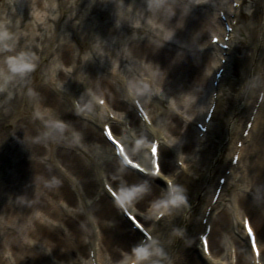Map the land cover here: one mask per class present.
<instances>
[{
  "label": "clouds",
  "instance_id": "9594fccd",
  "mask_svg": "<svg viewBox=\"0 0 264 264\" xmlns=\"http://www.w3.org/2000/svg\"><path fill=\"white\" fill-rule=\"evenodd\" d=\"M207 2L145 0V5L138 7L135 0L128 4H125V0H117L116 27L119 28L124 21L130 22L134 30L130 40L115 54L111 51L106 53V41L99 38L90 48L83 52L77 49L75 53L83 62L91 60L94 52L111 57L107 86H102L99 80L90 79L83 71L76 76L87 85L82 95L72 100L75 115L83 118L80 127L66 120L56 107L44 103L42 94L34 86V74L39 70L43 71V83L57 91L62 90L65 83L59 74L62 72L67 77L76 71V59L65 63L62 53L58 51L68 41L67 37L56 41L55 22L69 8L75 9L79 0H70L67 6L63 5L62 0H42V3L33 0L31 19L23 28L22 17L14 20L9 14L13 0L0 6V122L7 127L3 133L5 137L23 131L36 168L34 195L31 198L21 195L16 200V203L26 205L28 210L17 212L13 208L0 214V264H23L28 257L36 255L33 249L41 241L46 245L47 253L51 254L58 244L46 234L58 228L64 230L68 244L75 249L76 236L67 222L70 217L76 218L78 215L83 217L79 223L84 233L80 241L88 244L93 231L97 236V258H81V264H173L170 250H166L165 244H174L176 237H183L184 229L173 228L172 239L168 241H162L160 234H156L149 241L133 246L130 251L120 250L122 258L116 260L103 244L100 221L94 210L86 208L82 199H77L75 204L70 203L65 195V186L67 182L83 193V183L73 167L75 161L91 171L102 182L103 188L117 196L121 206L134 208L136 201L151 192L147 180L131 185L123 181L129 165L137 168L147 165L150 159L147 150L156 153L161 142L172 146L179 141L180 137L173 132L176 127L172 119L174 116L191 121L196 112L203 109L194 110L198 101L196 91L168 95L165 90L167 73L146 54L138 55L137 48L145 38L148 46L155 49L164 47L177 37L179 30L185 28L186 18L193 7ZM227 7L229 11L232 10L230 6ZM12 12L15 13L14 8ZM75 14V11L71 13L73 16ZM221 14L220 11L215 13L213 23ZM175 17L178 19L173 23ZM222 32V29L213 32V41L220 39ZM199 36L200 33H197L195 39ZM22 37L25 38L23 45L20 44ZM72 47L76 45L73 43ZM204 47H207L206 43L201 45V49ZM222 59L218 54L212 67H217ZM45 61L47 64L42 68ZM258 81L259 77L253 76L239 86L240 92L257 89L258 95L264 97V87L259 86ZM25 97L26 101L17 105V101ZM118 100L127 102L129 108H119ZM136 104L143 105V119L139 126H134L129 119L131 106ZM261 119H264V114H261ZM88 129L95 133V138H88ZM149 133L154 138H150ZM245 135L249 141L252 140L248 132ZM238 150L242 156L245 155L243 146ZM142 151L143 156L140 155ZM69 154L72 159L65 158ZM183 160L182 155L181 162ZM109 165L113 166L114 171H109ZM144 170L151 171L147 167ZM155 174L163 175L158 169ZM164 178L169 187L141 213L148 219L160 220L165 216L171 219L190 207L187 189L177 182V176ZM118 180L121 182L113 188L112 183ZM254 187L256 180L249 176L247 165L241 171L234 172L230 190L224 194L218 210V219L229 223L230 227L218 233L216 239L219 248L215 252L208 251L213 264H264V237L258 235L264 232V224H258L241 203L247 200ZM92 203L93 199L87 200L88 205ZM220 213L223 217H220ZM249 227L253 231L250 232ZM247 236L252 238L250 250L242 239ZM65 250L61 249L62 252Z\"/></svg>",
  "mask_w": 264,
  "mask_h": 264
},
{
  "label": "bare ground",
  "instance_id": "6f19581e",
  "mask_svg": "<svg viewBox=\"0 0 264 264\" xmlns=\"http://www.w3.org/2000/svg\"><path fill=\"white\" fill-rule=\"evenodd\" d=\"M234 1L239 2L240 5L234 6ZM132 2L133 0H125V4ZM62 3L64 6H67L64 2ZM135 3L139 7L145 5V0H135ZM227 6H230L232 10L229 11ZM70 10L68 19L62 24L60 29V33H65L63 37H67L68 42L62 45L58 51L62 53V59L65 63H71L75 58L78 67L71 76L65 77V74L62 72L59 74V78L65 80L62 90L57 91L51 85L44 84L43 79H40L43 74L42 70L34 74V86L42 94L44 103L56 107L66 120L80 127L83 123V118L75 115L71 101L74 98L78 99L86 90L87 85L76 79V76L79 72L83 71L90 79L99 80L102 86H107L106 77L109 75L111 57L108 56L103 61L101 59L103 56L94 52L91 60L83 62L79 57L75 56L77 49L83 52L86 48H90L97 38H99L100 40L103 39L101 41L111 40L109 44H104V48L105 51H111L115 54L116 51L122 49L125 42L130 40L134 30L128 21H124L119 28L116 27L118 19L117 0H79L77 7L75 9L70 8ZM73 11L76 13L74 16L71 15ZM217 11H224L226 19H222L221 15H219L215 19V23H213V17ZM245 11L249 14V20L247 23L240 25ZM65 14H62L61 17ZM177 19L178 17L173 18V23ZM226 23H229L233 27L230 33H227ZM219 29L223 30L220 36L221 41L227 42L230 45V49L228 50L221 48L219 44L212 43V33ZM197 33H200V36L198 39H195ZM59 34L57 33L56 25L57 42L61 38ZM227 34L230 35V39L225 41L224 37ZM207 37H210L209 41H206ZM174 39L177 42L172 40L167 42L164 47L155 49L154 46H148L147 38H145L139 42L137 54H146L150 60L158 63L162 70L167 73L165 90L168 95H179L194 89L193 91H196L198 95V101L194 105V110L202 108L203 111H197L191 121H186L178 116L172 118L173 123L176 125L173 132L180 139L172 146H168L163 142L160 143L158 153L161 163L160 172L163 175L155 177L151 174L153 167L151 164L152 155L149 149L147 151L150 159L147 165L144 166L151 169L149 171L150 174L140 173L137 170L129 168V171L123 175V181L131 185L143 182L149 178L147 181L150 183L151 192L136 201L134 208H130L135 211L136 215L153 236L160 234L162 241H168L172 239L171 233L173 228L179 227L184 229L183 237H176L174 244H165L166 250H170L173 264H212L213 262L209 258V255L203 250L200 235L205 233L207 225L211 224L209 249L215 252L219 248L216 237L221 230L229 228L230 224L218 219V210L224 194L230 190L234 172L241 170L245 165L246 159L248 160V174L256 180V187L248 195L247 200H242L241 203L252 214L258 224H264V135L263 137L261 135L258 140L257 138L254 139V135H252L257 127H259L260 113L264 107V98L255 117L251 134H249L252 135L251 141L243 135L244 128L241 133L238 130H234V133L237 135L235 137H239L235 142H233L234 138L231 139L230 137L229 143L227 145L224 144L227 141L226 135L232 126L230 122L231 117L229 118L231 111L226 116L227 108H221L224 96L222 84L226 76L229 75L231 61L235 60L238 52L243 49L252 48L251 58L255 59V72L259 73L258 84L264 87V0H208L207 3L198 4L193 7L191 13L186 18L185 28L179 30L177 37ZM204 39L205 41L203 42ZM130 42L136 43L135 41ZM73 43L76 45L75 48L72 47ZM205 43L207 47L201 49V45ZM20 44L23 45L24 43L20 42ZM218 54L226 58V62L222 64L221 60L219 65L213 68L212 64L218 58ZM243 55H245V59L249 58L247 51ZM245 63H247L246 60ZM46 64L47 61L44 62L42 68ZM223 66H225V73L220 78L218 85L210 84L212 79L217 78L216 73ZM209 68H211L210 74H208ZM251 72L252 66L248 74L250 75ZM215 90H221V93L218 92L216 97L214 96ZM256 93L258 95V91ZM257 98L256 102L258 101ZM24 101H26V97L23 100H18L17 105ZM256 102L249 110L250 119L254 108H256ZM214 104H216V107L212 120L208 124L207 132L203 133L197 124L198 122L205 121L207 112ZM117 106L124 110L129 108L127 102L119 100ZM129 119L134 126H139L141 123L142 118L138 115L135 105L131 106ZM247 122L245 123V127ZM6 131L7 127L3 122H0V158L2 159V170L0 172V214L10 212L13 208L17 212L27 211V206L16 203V200L21 195L31 198L36 189V168L31 158L32 150L24 141L23 131H18L15 136L9 135L5 137L3 133ZM87 131L90 140L95 138V133L91 129ZM262 132H264V125ZM149 136L150 138H154L151 133H149ZM239 141H243V147L245 148V155L243 156L238 150L239 146L237 143ZM249 148L250 150L253 148L252 153L248 152ZM227 152L229 155L231 154V161L225 160L224 163H221L220 158L222 154H226ZM238 152L239 160L237 165H234L232 160L234 154ZM140 155L143 156V151ZM182 155L184 156V160L182 165H179ZM65 158L72 159V156L69 154ZM217 162H219L218 165ZM73 167L76 169L78 177L83 183V193H80L78 189H70L69 183L66 182V198L72 204H75L77 199H82L86 208L94 210L95 215L100 221L104 246L111 252L114 259H121L120 250L130 251L133 246L144 242L145 235L140 230L134 228L133 223L125 216L111 194L100 187L102 186V182L95 178L91 171L85 169L75 161H73ZM108 167L109 171H114L112 165ZM230 168L231 173L227 175V180L223 185L219 200L213 205L207 223H204L203 218L206 217L207 207L213 204V195L219 186V179L213 184L212 180H208L209 174L214 169H220L218 171L220 178L223 175L225 176L226 170ZM168 175L177 176V182L187 189L189 205H191L192 200L198 193L207 191L210 185L213 187L211 196L193 218L190 230L185 229V226L183 227L184 221H187L188 217H190V208L182 210L179 215L171 219L165 216L160 220H154L141 215V213L147 210L150 202L159 197L161 192L169 187L167 180L164 178ZM141 176L146 177L141 178ZM120 182L119 180L113 182L112 187H117ZM253 197H255V202H253ZM88 199H93L91 205L87 204ZM219 215L223 217L222 213ZM82 218L79 215L76 218L70 217L67 222L70 231L76 236L77 247L75 249L68 244V238L64 230L58 228L52 233L46 234L48 238L55 240L58 244L52 253H47L46 245L41 241L33 249L36 255L28 257L23 264H73L74 261L76 264H81V258H89L91 250L95 249L97 236L93 231L89 237L88 244H83L80 241V236L84 234L83 230L79 227L80 219ZM258 235L264 237V232H260ZM242 239L250 250L251 245L248 236L242 237ZM177 240L179 241L177 242ZM147 241L149 240L147 239L145 242ZM62 248L66 250L62 252ZM220 250L222 251V249ZM94 252V257L90 256L92 259L97 258V252L95 250ZM86 253L88 254L87 258L84 257Z\"/></svg>",
  "mask_w": 264,
  "mask_h": 264
},
{
  "label": "rangeland",
  "instance_id": "374dc122",
  "mask_svg": "<svg viewBox=\"0 0 264 264\" xmlns=\"http://www.w3.org/2000/svg\"><path fill=\"white\" fill-rule=\"evenodd\" d=\"M40 3H42V0H39ZM8 2V0H0V6H3L4 4H6ZM62 2H64V4H69L70 0H62ZM33 3V0H13V3L11 4V6L9 7V14L13 16V19L15 20L16 18L22 17V23H21V27H25L26 23L28 20L31 19V5ZM15 9V13L12 12V9ZM71 10L69 8V11L66 12V14L60 18V20L56 23L57 25V33H60V29L63 23L66 22V20L68 19V15L70 14ZM248 12L245 11L243 14V22L241 21L240 25H243L245 23L248 22ZM90 24V22H89ZM65 35V33H60L59 36L63 37ZM210 38V37H209ZM209 38L207 37V40H209ZM103 40V39H101ZM108 41V42H107ZM106 43H110L111 40H107ZM174 42H177V40L173 39ZM205 41V39L203 40V42ZM22 43L25 42V38H21ZM179 44V43H178ZM247 45V44H246ZM247 51V55L249 58L245 59V55H243L245 52ZM107 53V51H105ZM251 52L252 48H246L243 49L242 51L238 52V56L237 58H235V60L233 59L232 61V66H231V72L230 75L225 79L224 81V85H223V89L222 91L224 92V96H223V101H222V107L224 108L226 107V113L225 115L227 116L228 113L230 112L231 115H229V118L231 117V124L232 127H240V130L242 129V125L245 121V117L246 113L245 111L247 110L248 106V102H250L251 104H253V102L255 101L256 97H257V93L255 92V90L257 89H250L247 92L241 93L239 90V86L250 80L253 76H258V72H255V59L251 58ZM108 58V55L105 54L101 59L104 61ZM245 60L247 63H245ZM254 62V63H253ZM252 66V72L249 75V69H251ZM40 71V70H39ZM40 79H44V75H41ZM39 81V80H38ZM194 90V89H193ZM192 90V91H193ZM235 112V113H234ZM234 113V114H233ZM261 114H264V107L261 110L260 113V121H259V127H257V129L255 130V134L253 136V138H260V136L264 135V132H262V127L264 125V119H261ZM220 121V120H219ZM218 122V121H217ZM227 141L224 142V144H228L229 141V137H230V133H228L227 135ZM235 135L232 134L231 138L234 137ZM251 148V147H250ZM250 148L248 149L250 153L253 152V148L250 150ZM231 156V155H230ZM230 156L228 154V152L225 154H222L221 159V163L225 162V160H227L228 162L230 161ZM219 162H217L218 165ZM248 164V160H245V165ZM217 169V168H216ZM214 169L213 172H210L209 174V178L208 180H212V184L217 181V178L219 176V170ZM2 170V159L0 158V172ZM242 170V168H241ZM240 170V171H241ZM1 177V174H0ZM152 180V179H150ZM70 189L72 188L71 185L69 184ZM211 186V185H210ZM210 186L208 187L207 191H203L201 193H198L195 198L192 200L191 205H190V217H188V220L184 221L183 223V227L187 230H190L191 228V224H192V220L193 218L197 215V213L201 210V208L203 207V205L205 204V202L207 201V198H209L208 196H210ZM102 187V186H101ZM0 189H1V180H0ZM74 192V190H73ZM229 192V191H227ZM75 194V193H74ZM206 195V196H205ZM89 227H92V225L90 224ZM179 240H177L178 242ZM85 258L88 257V254L86 253L84 255Z\"/></svg>",
  "mask_w": 264,
  "mask_h": 264
},
{
  "label": "snow or ice",
  "instance_id": "6c2138e0",
  "mask_svg": "<svg viewBox=\"0 0 264 264\" xmlns=\"http://www.w3.org/2000/svg\"><path fill=\"white\" fill-rule=\"evenodd\" d=\"M237 159H239V157H237ZM249 231H250V232L253 231V230L251 229V227H249Z\"/></svg>",
  "mask_w": 264,
  "mask_h": 264
}]
</instances>
